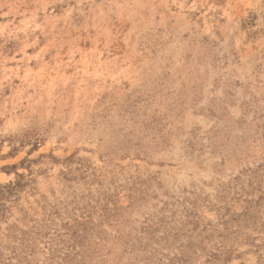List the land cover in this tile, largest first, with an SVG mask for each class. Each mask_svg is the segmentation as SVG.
I'll return each instance as SVG.
<instances>
[{
	"label": "rangeland",
	"instance_id": "rangeland-1",
	"mask_svg": "<svg viewBox=\"0 0 264 264\" xmlns=\"http://www.w3.org/2000/svg\"><path fill=\"white\" fill-rule=\"evenodd\" d=\"M0 264H264V0H0Z\"/></svg>",
	"mask_w": 264,
	"mask_h": 264
}]
</instances>
